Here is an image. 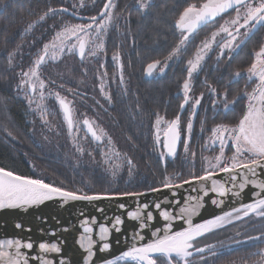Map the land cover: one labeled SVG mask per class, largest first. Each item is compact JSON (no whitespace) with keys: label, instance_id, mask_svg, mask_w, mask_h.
<instances>
[{"label":"trees","instance_id":"trees-1","mask_svg":"<svg viewBox=\"0 0 264 264\" xmlns=\"http://www.w3.org/2000/svg\"><path fill=\"white\" fill-rule=\"evenodd\" d=\"M206 1L153 0L145 14L137 9L136 0H113L115 8L112 11L117 19L108 30L102 53L95 58L86 56L84 60L77 55L65 54L60 60L41 65L39 79L45 81L46 96L48 92H59L72 102L74 119L78 123V130L73 129V137L68 134L54 96L45 100L48 123L43 124L39 111L35 110L36 103L30 107L25 93L18 90L17 85L21 71L32 66L36 54L55 32L65 24L88 23V17L97 16L106 0H83V6L80 0H0V97L7 106L6 110H0V124L7 125L12 134L8 137L0 130V167L19 175L43 178L70 190L84 191L145 192L150 187L161 188L166 176H172V182L179 184L191 179L192 174L202 175L201 159L205 155L200 153H205L196 152L194 148L200 147L202 135H207L218 123L217 115L227 125L238 123L246 111L243 100L239 99L227 112L216 110L211 104L212 112H218L213 117H208L207 110L197 113L189 141L190 152L196 153L194 161L185 159L183 145H180L176 157L169 158L165 164L159 161V150L163 145L162 142L160 145L155 143L153 125L157 114L168 121L179 114L181 125L192 115L191 106L186 105L183 110L179 107L183 102L180 91L187 79V54H183L180 62L176 60L168 66L161 76L157 75L158 69L152 76H147L145 70L147 63L163 60L179 43L181 32L176 21L183 9L191 4L200 7ZM49 8H68L78 18L60 12L39 21V16ZM29 24L33 27L26 31ZM261 33L262 29H259L249 37L231 60L224 57L222 66L218 63L217 68L201 72L194 84L195 93L205 96L204 91L211 84L219 93L225 91L228 100L239 97L244 84L233 82L234 73L246 70L254 62V53L263 45ZM189 51V55L192 54V50ZM9 53H16L11 64L7 59ZM115 53L120 54L124 64L122 85L112 60ZM105 71L104 92L111 95V103L100 90V77ZM206 79L210 84L205 82ZM30 98L37 99L35 95ZM206 105L203 98L197 110H203ZM84 119L104 130L106 141L109 143L108 138L111 139L110 152L100 149V144L83 125ZM202 126L204 131H201ZM31 132H35V140L29 134ZM74 141L84 149L83 154L76 150ZM112 152L118 153L121 160L125 156L132 159L135 168L131 175L126 165L115 178L105 171V153ZM111 162L120 161L113 157ZM261 233H264V218L250 216L206 234L198 239L196 246L216 245V256L207 251L204 253L207 264H253L260 257L251 254L264 249V243L249 241L247 237ZM191 259L199 264V256L194 254ZM160 261L162 259L157 258V264ZM120 264L131 262L121 261Z\"/></svg>","mask_w":264,"mask_h":264},{"label":"snow or ice","instance_id":"snow-or-ice-1","mask_svg":"<svg viewBox=\"0 0 264 264\" xmlns=\"http://www.w3.org/2000/svg\"><path fill=\"white\" fill-rule=\"evenodd\" d=\"M83 6V0H80ZM153 0H136V7L139 11L147 14L152 7ZM75 7V5H74ZM115 4L113 0H106L103 7L99 10L97 16L88 17V23L82 24H65L60 31L55 32L54 37L43 44L42 49L36 54L32 66L27 71H21L20 81L17 89L25 93L28 104L35 102L43 124L48 123L47 106L45 100L47 97L54 96L59 108L63 114V120L67 125L68 134L75 136L73 129L78 130V123L74 119V110L72 102L59 92H48L45 94V81L39 79V69L41 65L49 61L60 60L65 54L78 55L81 60L87 57L95 58L104 51L105 37L110 27L114 26L117 19L113 15ZM229 10L235 11V17L224 20V23L215 31H212L210 37H206L200 42L193 59L187 60V76L183 81L182 95L183 102L180 109L183 110L192 99L189 95L191 91V81L194 73L201 68L205 56L212 51L213 45L219 47L218 59L224 57L226 52L231 59V53L240 48L241 45L249 38L258 26H264V0H207L202 6L197 7L191 4L184 8L179 14L176 26L180 29L181 39L168 55L163 59H154L147 63L145 73L152 76L157 69L163 73L170 61L180 55L185 48L189 38L196 30L209 22L215 21L217 17H223ZM68 13V8H49L39 16V21H44L49 15L57 13ZM82 19V17H81ZM33 24H29L27 30H30ZM241 29L244 31L241 32ZM222 38L217 41V37ZM16 53L8 54V63L11 64ZM256 60L246 72L237 71L234 78L244 75L249 81L255 80L256 86L252 92H245L243 95L247 99L246 111L235 125L217 124L211 131L212 135L208 137L203 145L204 149L218 147L219 154L214 157H203V174L191 175V179L184 180L179 184L172 182V176H166L161 188L150 187L145 192H120V191H84L70 190L65 186L56 183L46 182L43 178H33L32 176L19 175L14 171L0 167V210L28 208L44 204L46 201H101V200H120L124 197H133L139 201L140 197L146 196L149 192L158 193L166 189L171 192L172 201L164 198L160 202L151 201L137 203L135 210H129L122 218L115 215L109 223H98L95 217H84L82 221V234L79 237L80 247L86 252L83 258V264H96L95 257L97 250L101 253L111 249L112 232H120L125 224V220L134 223V229L131 230L130 239L133 241L132 246L117 255L114 259H102L100 264H120L121 261H130L131 264H157V258L162 259L163 264H198L192 260L194 256L200 257L199 264H207L204 253L207 251L211 256H216V245H205L197 247L198 239L208 233L224 228L234 221H241L245 217L255 216L264 218V47L254 53ZM118 69L121 85L124 82L123 69L124 64L119 53L112 56ZM103 67V65H101ZM105 71L100 77V90L108 103H111V95L104 92ZM54 83V82H53ZM213 96L217 95L216 89H210ZM33 95L36 100L30 98ZM203 93L200 98L194 100L192 115L188 119L186 127V137L183 143V152L185 159L193 162L196 156L194 151L190 152L189 141L192 139L193 118L196 115V109L201 104ZM238 98L227 99V93H223L220 101L225 112L229 111L237 102ZM213 106H217V101L213 100ZM6 103L0 97V110H6ZM88 133L97 142L102 143L106 134L103 129L94 127L93 121L84 119L82 121ZM166 127L161 128V125ZM154 128V139L157 145L162 142V149L159 150V161L166 164L169 158L174 159L181 144V117H176L170 121L165 120L162 116L156 115ZM6 136L11 137L7 125L0 124ZM203 131V126L201 127ZM35 140V132L29 133ZM15 139V137H12ZM45 139H47L45 137ZM109 143L111 139L108 138ZM231 143L233 153L230 157L225 156V149ZM39 146L40 142L37 141ZM76 150L83 154L84 149L74 141ZM113 157L120 162H111ZM105 171L115 178L121 169L127 166L128 174L131 175L135 165L131 158L125 156L121 160L118 153H105ZM221 178H216V177ZM188 185L186 195L181 201L175 199L177 192L174 189L184 188ZM251 185L258 189L253 194V199L248 203H240L238 207H232L228 211H223L220 215L203 220L199 223H193V217L198 216L200 210L204 207L205 197L210 194L215 198L211 203L220 207L225 203L229 196L238 198L241 193ZM125 204L120 203L119 208L125 209ZM172 207H178V214H173ZM99 211H103L99 209ZM155 212V215H154ZM182 221L185 225L179 230H173L174 222ZM158 222L162 226H158ZM93 225H97L94 228ZM16 228L22 226L17 223ZM149 232L151 239L145 242V231ZM30 231V229H29ZM96 232L100 246L96 249L97 240L92 237ZM55 235V233H53ZM249 241H260L264 243V233L259 236H248ZM241 243V241H233ZM39 254L32 256L29 253L34 249V243L31 240H22L21 238H3L0 239V264H66L64 259L58 262L48 259L47 253L60 254L62 249L58 243L39 242L36 245ZM253 256H259L260 259L253 261V264H264V249H258L252 253Z\"/></svg>","mask_w":264,"mask_h":264},{"label":"water","instance_id":"water-1","mask_svg":"<svg viewBox=\"0 0 264 264\" xmlns=\"http://www.w3.org/2000/svg\"><path fill=\"white\" fill-rule=\"evenodd\" d=\"M231 11L233 10H229V12ZM68 14L73 18H78L71 12H68ZM219 18L220 17H217L216 20ZM212 22H209L206 25ZM206 25L200 26L196 32ZM261 27L262 26H258L249 37L255 34V32ZM77 57L80 59L78 55ZM216 178L221 177L218 176ZM260 178L264 179V174H262ZM188 187V185H185L184 188L174 189V191L177 192L175 199L181 201V206L183 205V198L186 195ZM255 191H258V189H254L249 185V187L246 188L238 198H233L231 196L223 198L225 199V203L220 207L211 203V199L215 197L210 194L209 197H205L204 207L200 210L199 215L193 217V223H199L203 220L212 218L215 215H220L223 211H228L232 207H238L240 203L251 202L254 198L253 194ZM261 195H264V193ZM164 198H167V201L173 200L169 190L164 189L158 193L149 192L146 196L140 197L139 201L133 197H124L118 201H69L67 203L52 200L28 208L3 209L0 210V239L18 237L22 240H31L34 243V249L29 255L32 256L39 254L38 248L36 247L39 242H55L60 245L62 252L60 254H43L48 259H53L57 262L59 259H64L66 264H83V258L86 257V252L80 247L79 237L83 231L82 221L85 216L89 218V223H91L92 217H95L98 223H109L111 218L115 215H120L123 218L127 211L135 210L138 202L141 204L151 201L160 202ZM120 203L125 204V209L119 208ZM99 209H102L103 211H99ZM171 210L174 215L179 212L178 207H172ZM17 223L22 227L19 229L16 228L15 225ZM134 226L133 222L126 219L122 231H113L110 241L112 244L111 249L104 253L97 250L96 257L94 258L96 264H100L102 259H114L117 255H120L123 251L127 250L128 247L132 246L133 241L129 237ZM158 226L162 225L158 222ZM184 226L185 225L182 221L174 222L173 230H179ZM93 227L97 228V225H93ZM53 233H55V235H53ZM142 234L145 236V242L151 239L147 230ZM92 237L94 240H97L96 249H98L100 242L98 241L96 232H93Z\"/></svg>","mask_w":264,"mask_h":264},{"label":"rangeland","instance_id":"rangeland-1","mask_svg":"<svg viewBox=\"0 0 264 264\" xmlns=\"http://www.w3.org/2000/svg\"><path fill=\"white\" fill-rule=\"evenodd\" d=\"M207 2V1H206ZM227 15V14H226ZM225 16V15H224ZM220 17L219 19H217V20H215L216 22H214L213 24H211V25H209V27L206 29V30H203V31H201L200 33H198V34H196L195 36H192L190 39H189V41L187 42V44H186V46H185V48L184 49H182V51H181V53H180V55L179 56H177L176 58H174L172 61H170L169 62V64H168V66H170L174 61H179L180 62V59H181V57L183 56V54L186 52V54H187V57H188V60L189 59H193L194 58V56H195V54H196V51H197V49L199 48V46H200V42L202 41V40H204L206 37H210V34H211V32L212 31H215V30H217L218 28H219V26L220 25H222L223 23H224V20H227V19H230V18H233V17H235V11L233 12V13H230L229 15H227V16H225V17ZM262 33H261V36H263L262 38H263V45H262V47H264V26H262ZM244 30L243 29H241V32H243ZM106 38V37H105ZM217 41H221L222 42V38L220 37V36H218L217 37ZM189 49H191L192 50V54H190L189 55ZM238 49H236L235 51H233L232 53H231V57L232 56H234L235 54H236V52H238L237 51ZM218 54H219V47H218V45H216V44H214L213 45V49H212V51H210L206 56H205V59H204V61H202V64H201V68L198 70V72L197 73H194V75H193V78H192V81H191V91H190V93H189V95H190V97L192 98L190 101H189V106H191L192 104H193V102H194V100L195 99H197V98H200V96H201V94L199 93V94H196L195 93V91L193 90L194 89V84H195V81L197 80V78L201 75V72H209L210 70H212V69H215V68H217V65H218V63H220L221 64V66H222V62L221 61H223V59H224V57H227L228 58V54H227V52H226V54H225V56L224 57H221V58H219L218 59ZM231 60V59H230ZM256 60V57H255V59H254V61ZM186 66H187V63H186ZM251 67V66H250ZM249 67V68H250ZM168 68V67H167ZM248 69V68H247ZM246 69V70H247ZM246 70H244V71H241V73H244V72H246ZM165 72V71H164ZM163 72V73H164ZM162 73V74H163ZM161 73H159V69H158V73H157V75H162ZM187 78H188V76H187ZM243 78V79H242ZM235 81H239V83H243L244 84V88H243V90H242V93H241V95H239V97H237L238 99H237V101L239 100V99H242L243 100V102H244V105L246 106V104H247V99H246V97H244V93L245 92H252V90H253V88L256 86V81L255 80H252V81H249L248 80V78L246 77V76H244V75H241V77H239V78H234V76H233V82H235ZM205 82L206 83H208V84H210L208 81H207V79L205 80ZM205 83V84H206ZM211 88H213V86L210 84L208 87H207V90H205L204 92L206 93V95L205 96H203V98H204V101H206L207 102V105L204 107V108H202L203 110H201V109H199V110H197L196 109V115H195V117L193 118V121H194V119H196L197 118V113H199V112H205L206 113V110L207 111H209L208 112V117H213V115H215V113H218V112H215L214 110V112H212V109H211V107H210V105L212 104V108H214V109H216V110H222L223 111V105H222V103H220V101H221V99H222V97H223V93H225V91H223V93L221 94V93H219L217 90H216V93H217V95H215V96H213L212 95V93H211V91H210V89ZM180 93H182V89H181V91H180ZM202 100V99H201ZM213 100H216L218 103H217V106H213ZM209 107V108H208ZM198 108V107H197ZM246 108V107H245ZM210 109V110H209ZM221 111V112H222ZM223 113V112H222ZM85 114L83 113V116H84ZM212 115V116H211ZM217 115V114H216ZM218 116V123H216V125L217 124H227V122H225V121H223V119H220L219 118V115H217ZM190 117H191V115H190ZM189 119V118H188ZM197 121H199V119H197ZM221 121V122H220ZM215 125V126H216ZM214 126V127H215ZM164 127H166V125H161V128H164ZM186 127H187V123L186 124H182L181 125V146L183 145V143H184V139H185V137H184V133H185V136H186ZM213 127V128H214ZM212 128V129H213ZM200 129V128H199ZM197 130L198 132L200 131V130ZM208 129V128H207ZM212 129H210V130H212ZM193 130H194V125H193ZM204 131V130H203ZM192 135H193V133H192ZM212 135V131H209V133L206 135V134H204V135H202V137L200 138V139H202L201 140V143H200V145H198V146H200L198 149H196V148H194V151H196V152H204L205 154H203V153H200V155H205L204 157H214V156H216V155H218L219 154V149H218V147H216V148H211V149H204L203 148V145L205 144V142L207 141V139H208V137L209 136H211ZM200 139H198V140H200ZM100 145V149L101 150H104V152H110L111 150H110V148H111V145H110V143H108L107 141H106V138H105V140L102 142V143H99ZM183 147V146H182ZM200 148L202 149V151L200 150ZM232 153H233V149H232V146H231V143H229V145H228V147L225 149V156L226 157H230L231 155H232ZM201 161H202V164H203V158L201 159ZM160 264H163V261H160Z\"/></svg>","mask_w":264,"mask_h":264},{"label":"flooded vegetation","instance_id":"flooded-vegetation-1","mask_svg":"<svg viewBox=\"0 0 264 264\" xmlns=\"http://www.w3.org/2000/svg\"><path fill=\"white\" fill-rule=\"evenodd\" d=\"M261 28H262V27H261ZM261 28H259V29H261ZM259 29H258V30H259ZM258 30H257V31H258ZM257 31H256V32H257Z\"/></svg>","mask_w":264,"mask_h":264}]
</instances>
